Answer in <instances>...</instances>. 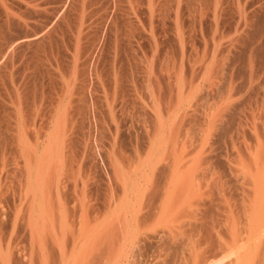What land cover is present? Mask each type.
<instances>
[{
    "label": "rangeland",
    "instance_id": "obj_1",
    "mask_svg": "<svg viewBox=\"0 0 264 264\" xmlns=\"http://www.w3.org/2000/svg\"><path fill=\"white\" fill-rule=\"evenodd\" d=\"M207 2L208 1L205 3ZM65 3H67V9L62 12L60 9ZM128 4L129 0H0V195L2 193L1 196H5L2 198L7 199L9 203L11 201L9 206L11 208L6 210V215L8 217H13L14 213L16 216L23 215L22 212L17 214L14 205H11L14 204L13 200L15 196L18 195L17 193H20L23 186H21L22 182H19V180H21V168L24 166V160L29 156L27 152L29 146L33 148L32 145L34 146V144L38 143L36 138L43 134L45 137L44 139H47L46 137H49L47 135H51L53 132L55 133L54 130L56 125L54 120L57 119L58 116H56V114L58 113L64 115L63 121H65H62L64 127H59V132L62 130L63 133L61 131V134H67L66 137L62 135L64 139H62L63 137L59 134V138L61 136L59 142L61 144L62 139L63 145L65 143L64 140L66 139V145L70 144L65 146L67 147V150L64 152L66 157L73 154L71 155V160H73L69 161V164L67 163L68 165L65 161H62L64 162L63 165L62 162H60L62 165H60L62 171L58 170L61 173H59L60 175L57 174L55 176L57 179L61 177V175L62 178L64 177L63 179L65 182L62 179L64 183L61 184L62 181L58 182V180L57 183H55H59V187L69 183L67 186H62L63 189L58 187L60 191L63 193L69 192L68 194L70 195H77V192L81 190L86 197V202H91L90 204L87 202V205L90 206H88L89 209L95 208L93 210L102 211V215H110L108 211L110 210L112 201L122 193H117L113 187H109L107 177L105 176L107 175L106 171L108 169L111 171L112 165L110 164L112 163L110 161H112L113 157H116L115 159L113 158L115 161L113 160L114 162H112H117V167H119L118 169H120V172H123L122 174L129 172V174L131 173V175H133L135 173L136 176L133 175V178H138V183L140 184L145 183L142 187L145 185L146 190H143L142 188L141 194L142 196L145 195L143 197L140 196L142 197L141 199L145 198L141 200L142 208L144 209L141 208L143 211L140 213L141 219L143 216L147 215L146 213L149 210H151V206H154L153 208L157 205L159 206L157 203H160L159 200L161 201L162 196L167 191V188H169V184H171L170 180L172 178V173L170 175L168 174L169 172L166 171L167 161H163L166 154L163 159L159 160L163 161L165 165L161 162L160 165L158 164L159 166L157 165L159 169L156 170V164L159 162L155 163V170L154 172L151 170V173L150 170L148 171L149 167H143L140 161V158L143 155L142 152H145L148 143L146 138L147 134L145 133L150 130L152 131L151 128L156 124V113H166L164 115V133L167 138L164 137V139L168 148L170 143L178 146L181 141L180 145L182 146V141L189 142L190 138V142L192 140L196 142L197 139H202L201 142L208 147V149H206L207 153H212L211 150H213L214 140L216 141L217 139L216 136L212 135L214 134V130L213 133L206 137L209 127L211 128V117H209L211 113L215 114L217 112L215 122L221 119L217 117L218 113L220 116L225 113H241L243 114V120L247 121L248 119L249 124L251 123V115L254 119L259 113H264V73H262L264 71L262 70L260 72L258 70L262 75L260 74L256 76L255 83L252 86H249V76L246 75V69L240 71V74H235V76L237 75L235 77L237 79L234 80V78H232L231 82L230 76H233V73L229 68V65L235 63V61L238 62L237 65H241L247 59V57L245 58L247 54L244 52H248L250 46H248V48L242 46L238 43V40H241L242 38H244L243 40L248 41L253 40V31L251 33V29L247 28L250 24L247 21V17L256 10L262 11L259 15H264V5L254 6L253 4H249V6H247L246 12L244 11V16H242L238 22L237 30L234 29L233 40L236 38V31H238L240 35L236 41L234 40L235 42L230 46L228 53L218 55L216 60L217 63L210 64V66L207 65L208 67L206 66L204 70H198V63L196 64L195 61H192L194 66L192 69L188 68L191 64L187 65V68H178L180 65V56H178L179 53H177L178 45L175 42L170 43L166 51L171 54L170 56L174 57L169 61L170 64L164 59V62L160 65V70L153 69V85L149 87L151 95L148 97L149 91H147L148 95L146 100V90L142 74L144 69V49H138L134 53H131L134 54V57L129 62L131 70H117L112 68L104 69L106 66H113V63H111L113 62V56L106 55V57H109V61L102 63V59L99 58V61L97 62L95 60L96 55L102 46L100 45L98 50L95 48L94 51H96V54L91 50L92 35H97V33L103 35L106 32L113 33L114 31H118L117 23L119 20L118 17L114 16V12L119 14L118 10L120 7L125 8L127 11ZM244 6L245 5H242L238 7V9L240 8V10H242ZM238 17L239 14L234 15V19ZM113 26L115 27L113 28ZM46 29L52 31V36L51 39L46 38L47 43H45V46L43 45V49L38 46L21 48L16 44L18 42L15 40L26 36H35L41 41L46 36L43 35ZM262 29H264V26ZM260 32L259 34H263V39L261 38L262 40L260 39L259 41L262 42L264 40V31L261 30ZM261 35L259 36L262 37ZM119 43L120 41L116 38L115 42H113L115 48H112L111 50V52L115 51V64L118 67L120 65L119 57L123 54V51H120V47L118 46ZM110 48V45H108L107 49ZM245 48L248 50L246 51ZM229 51H231V53H229ZM242 52L243 54H241ZM167 54L168 53L165 52L164 56ZM99 62L100 64L102 63V67L105 65V67L100 70L94 68L96 66L95 63ZM90 64H92L93 68H87ZM154 64H156L155 61ZM124 65H127L126 61ZM214 66L217 68H214ZM206 71L209 74L207 76L208 78L204 75ZM231 73L232 75H230ZM175 77L179 84H169V79ZM233 80L235 83L238 82L237 85L241 89L244 86V92L240 89V93L242 92L241 94L234 93L233 96L235 98L233 97V100L231 99L232 101L229 100V103L227 102L228 104H231L225 105V102L228 101L227 98L230 96L229 91ZM216 117L219 119L217 120ZM215 124L216 123L212 125L214 126ZM115 128L117 130L118 128H121V130L118 131H121L119 134L120 136H123L119 138L120 140L118 139V145L117 143L115 145V147L119 148L112 147L114 146V134L117 131ZM37 133H39V135H37ZM97 137H99V140ZM184 137H187L188 139H185ZM68 139L71 140L69 141ZM174 139L178 141H175ZM94 141H97V144ZM120 141L122 143H120ZM93 142L95 143L94 146ZM198 143L199 142H196L195 144ZM218 145L219 147L221 145L224 147L223 143L220 145V141ZM36 146L37 144L35 147ZM65 147L62 146V150L65 149ZM92 147L97 149L98 151H96L98 153L100 152L99 155L101 153L103 154H101L103 160L98 159L100 163L102 162L98 171L101 173V177L95 179H90V174L94 173V171L89 167L90 161L87 156ZM113 148L115 150H113ZM35 149L38 148L36 147ZM33 150L34 149L29 150V153ZM108 151L110 154L111 151L112 153L115 151V153H113V155H108ZM36 152L37 150L32 154L35 155ZM66 152L69 155H67ZM26 154H28L27 157ZM32 154L29 157L34 156ZM105 155H108L110 158H108V156L103 157ZM106 159L109 161L106 162ZM156 160L157 159H155V162ZM103 161L105 164H103ZM203 161L208 162L207 159H204ZM152 162L154 163V160ZM86 163L88 166H85ZM201 163L204 165L206 162ZM208 163L213 165L211 162ZM207 164L206 166H208ZM6 165L8 167H6ZM109 165L111 167H108ZM139 165L141 168L140 170L143 171L137 170L139 172H134L135 169L139 168ZM212 165H209L208 167L204 165V169H206L205 172L204 169H201L203 168L202 166L199 167L202 171L199 170V172L204 179L211 178L210 173H213L214 170ZM101 167H103V170ZM129 167L131 171L129 170ZM150 167H152V169L154 168L153 165H150ZM209 168L213 170H210ZM207 169H209V177L208 175H205ZM109 170L107 173L110 172ZM145 171L148 172L147 174L151 177L149 178L150 181L143 179L146 176ZM164 171L167 176L163 175L165 174ZM103 172L105 175H103ZM66 174L68 175V178L66 177ZM142 175L144 176L142 177ZM202 176H200V178ZM65 177L68 179V182ZM69 177L71 181H69ZM82 178L83 187L86 188L85 192L84 189H80V187L82 188ZM84 178H89L90 180L87 181L88 179ZM168 178L170 183L168 182ZM213 178L214 177L211 178V181H213ZM51 180L54 182L50 177L48 178L49 182H45V186L46 188L48 186L49 190L53 187V182ZM59 180L61 179L59 178ZM198 180H196L197 184ZM208 181L211 182L210 179H208ZM205 182L202 185L199 183L201 188L204 185V188L206 187L207 190L209 187H212L211 189L214 191L209 188L210 193L212 192L213 194V196H210L212 194L208 193L209 190L204 191L205 189L202 188L204 189L202 193H208H203L204 197L205 195L206 197L209 195L207 198L208 201L206 200V197H201V199L204 198V200H202L203 203L206 201L205 204L208 205L212 202L213 205V203H215L213 200L218 201L216 204L220 203L222 196L220 197L219 195V192H221V188L219 189L220 185L217 184L219 182H213L214 185L216 184L215 186L217 188L212 185V182L210 183L212 186L209 182ZM50 184H52V186ZM87 184L90 186H86ZM207 184L210 186L208 185L209 187H207ZM75 185L78 187H75ZM107 186L109 187L108 189ZM200 186H198V188L197 186L195 187L196 189H199ZM77 188H79V190ZM48 189H46V191ZM64 189L65 191H63ZM81 191H79L78 194ZM3 192L6 193L3 194ZM210 197H212V199ZM120 198H122V195ZM137 198H139V196ZM210 206L211 205H208L207 207ZM207 207L205 206L204 208ZM140 214L138 213V216ZM21 216H18L19 220L20 218L22 219L23 216ZM22 222L18 223L19 225L15 228H9L5 225V229H0V250H3V253L6 256L8 253H6V251L8 250L10 252L12 249L10 253L11 255L13 254V256H11L12 259L8 258L10 261H8L9 264H56L57 261L53 262L54 259H51L52 253L54 252L56 255L58 254V261L62 264L61 257L59 258V256L61 253L65 255L66 251V255L69 254L68 258L71 259L70 264H103V262L105 264L104 259L107 257V254L105 253L107 250L104 249L106 247L103 245L100 246L101 248L99 247L101 249L100 251L97 249L98 253L95 247L88 253V260L86 258L85 261L84 256L82 260L81 254L79 253L82 246H80V239L77 237V233H75L74 229H67L66 232L63 231L60 233L64 234L61 242L56 240V243H54L53 238H55V235L53 236L52 234L47 236L46 241L43 242V240L39 238L37 234L38 232L33 231L35 229L31 230V227L28 228ZM107 229L108 228L106 227L105 232ZM3 232L4 234H2ZM34 232H36L35 234L37 235H35ZM2 235H5L4 238ZM140 238L141 240H139ZM138 240L139 241L136 242L138 247L137 257L141 256L142 259L141 257L139 258L143 260L150 245L148 241L145 240V236H139ZM140 241L142 242L140 243ZM62 249H65L66 251L64 252ZM100 252L104 253L101 254ZM79 255L81 258H78ZM102 255L104 259H101V261L103 262L98 261ZM53 256H55V254Z\"/></svg>",
    "mask_w": 264,
    "mask_h": 264
},
{
    "label": "bare ground",
    "instance_id": "obj_2",
    "mask_svg": "<svg viewBox=\"0 0 264 264\" xmlns=\"http://www.w3.org/2000/svg\"><path fill=\"white\" fill-rule=\"evenodd\" d=\"M66 6L67 3H65L62 6L60 11L64 12L65 9H67ZM261 12L262 11L256 10L254 13H251V15L247 17V21L250 24L248 26L246 24L245 25L247 26L248 29H251L250 30L251 33L253 31L252 34L253 40L251 41L243 40L244 38L238 40V43L241 44L242 46H246L247 48L248 46H250L251 48L249 47L248 48L249 50L247 49L248 52H244L247 54V55L245 54L246 55L245 58L247 57V59L245 60L244 58L245 61L243 62V64L237 65L238 62L235 61V63L229 65V68L234 76V77L230 76L231 82H232V78H234V80L237 79L235 78L237 76V75L235 76V74L239 73L240 71H244L246 69L245 71L247 72L246 75L249 76L248 84L249 86L250 85L252 86L256 81L255 80L256 76L260 75L261 74L260 72L262 70L264 71V40L262 42L259 41L261 38L263 39V34L261 35L259 34V32L261 30L264 31V29H262L264 26V15L263 14L262 16L259 15V13ZM114 27L115 26H113V28ZM43 35L46 36L41 41L40 39H37L35 36H26L23 38H19L18 40H15L18 42L15 43L18 44V46L21 48L38 46L41 49H43L42 48L43 45L45 46V43H47L46 38L51 39L52 31H50V29H46ZM259 35H261L262 37H260ZM229 53H231V51H229ZM241 54H243V52ZM232 73L230 75H232ZM204 75L207 77L209 74L206 71ZM234 80L230 87V91H229L230 96L228 98L225 97L228 99V101L225 102V105L229 103V100L231 99L233 100L234 93L236 94L240 93L241 88L238 87L237 85L238 82L235 83ZM243 87L241 91L244 90ZM58 114H56V116H58L57 119L54 120L56 126H55V130L54 129L53 130L55 131V133L53 132L54 134L51 133V135L50 134L47 135L49 136L46 137L47 139H44L45 137L43 134L42 136H40L39 133H37V135H39V137L36 138L38 143L36 142L35 143L37 144L36 147L38 149H35L36 144H34V146L32 145L33 148H31L30 146L29 149L27 148L28 149L27 152L29 156L34 151L37 150V152L35 153V155L32 154L34 155L32 157H29L28 154H26V157L27 156L28 157L27 159L25 157L26 160H24L25 161L23 163L24 166L21 168L22 173H20L21 180H19V182L20 181L22 182L21 186L22 185L23 186L21 190H20L21 187L19 188L20 193H17L18 195L15 196L13 194L15 196L13 200L14 204H11L14 205L15 212H17V214L19 212L23 213L22 215L23 217L21 215H18L19 217L21 216L22 219L20 218L19 220V217L16 216L15 213L13 216L14 218L12 216L8 217L6 215L7 214L6 210H9L11 208L9 207L11 201L9 203L7 199L2 198L5 197V196H1L2 193L0 195V229L1 230L5 229V225L6 227L8 226L9 228L10 227L15 228L19 225L18 223L23 221L22 223H24V225H26L28 228L31 227L32 228L31 230L35 229L33 231L38 232L37 234L39 238L43 240V242L46 241L47 236H50V234H52L53 236L55 235L54 236L55 238H53V242L56 243V240L61 242V239L63 238L64 234H60V233H62L63 231L66 232L67 229L68 230L74 229L75 233H77V237L80 239V246H82L79 252L81 254L82 260H83V256H84V260L88 257V253L90 252V250L96 247L95 249L96 250L98 249L100 251L101 250L100 246L103 245L106 247L103 248L107 250V252H105L107 254V257L104 259L102 255L100 256V259L98 258L97 259L98 261L104 259L105 264H264V113H259L255 117L253 116L254 119L252 118L251 115L250 124L248 122L249 121L248 119L247 121L245 120L246 122L243 120L244 119L242 117L243 114L241 113H225L223 115L220 113L221 116L218 113L217 117L221 119L218 120L219 118L217 117L216 119L219 122L218 121L215 122V116L217 112L215 114L211 113L212 115L210 114L209 117H211L210 125L212 129L209 127L208 133H206L207 134L206 137H208V135L213 133L214 130V134L212 135L216 136L217 139L216 141L214 140L213 150H211L213 155L210 152L207 153L206 149H208V147H206L201 142L202 139L201 140L197 139L196 142L199 143L195 144L196 142H194V140L190 142L191 139L190 138L189 142L191 144L188 141H184V142L182 141V146L180 145L181 141L179 143L180 146L179 145L177 146L176 144L172 145L171 143L170 146V144L167 143L169 144V148H168V145H166V141L164 139V137H166L164 133L165 132L164 115L166 113H156L155 114L156 115L155 118H157L155 120L156 124L154 125L153 128H151L152 131L150 130L149 132L145 133L147 134L146 138L148 140V143L146 145L145 152L142 150L143 155L142 157L140 156L141 157L140 161L143 167L144 166L149 167L148 171L150 170L151 173V170H153L152 172H154L155 167L158 164L160 165L161 162L164 164L163 161L166 160L167 161L166 171L169 172L168 174L170 175L172 173V178L169 177L171 178L170 180L171 184H169L170 181L168 178V182H169L168 184L170 186L168 185L169 188H167V191L162 196L161 201L159 200L160 203H157L159 204V206L157 205L155 208H153L154 206L153 207L151 206L150 207L151 210H149L146 213L147 215L143 216L142 219L140 214L143 209L141 200L145 198L143 199L141 198L145 195L144 193L146 192L143 191L144 192L143 196L141 194H142V188L143 190H146L145 185L144 187H142V185L145 183L143 184L138 183L139 179L133 178V175L136 176V174L135 173L133 174V172H132L133 175H131V173L129 174V172L127 171L126 172L128 174L127 173L122 174L123 172L122 171L120 172V169H118L119 167H117L118 166L116 164L117 162L113 163L116 157H113L114 159L112 158V161L114 160L113 162L110 161L112 164L108 162L110 165H112L111 171L108 169L110 172L107 173L108 171L107 170L106 171L107 175H105V173L103 172L104 173L103 175L107 177L108 186L113 187L114 190L117 191V193L122 192L118 195V197H115L111 205L109 204L111 206L109 210L110 212L108 211L110 215L109 214L106 216L104 214L102 215L103 212L93 210L95 208L93 209L91 208L92 209L91 211V209L88 208L89 205H87V202H89V204L91 202L90 201L86 202V197L84 196L83 192L79 190V188L77 189L81 192L78 194L79 192L78 191L77 195H73V194L70 195L68 194L69 192L63 193L60 191V189H63L62 186L65 185L67 186V184L69 183L65 185H61L62 183L65 182V180L63 179L64 177L62 178L61 175V177H59L61 180H59V178L57 179V177L55 176L61 173L60 171H62L61 170L62 168L60 167L61 165L60 162L65 161L66 164L67 163L69 164V161L73 160V159L71 160L72 158L71 155L73 154L69 155L66 152V154L69 155L67 157L64 154L65 150H67L66 149L67 147L65 146H68L70 144L66 145V141H65L66 139H65L64 140L65 145L64 144L62 145L63 142L62 139H64V137H66L67 134L66 133L64 135L61 134L62 130H60L59 132L60 129L59 127L61 126L64 127V125H62V121L64 120L63 117L64 115H61V113ZM214 123L216 124L213 126L212 124ZM121 128H118V130H121ZM118 130L114 134V141H113L114 146H112L114 148H119V147H115V145L118 142V139L120 137H123L120 136L119 132L121 131ZM59 134L61 136L62 135L64 136V137L62 136L63 138L61 139V144L59 142L61 138V136L59 138L58 136ZM98 138L99 137H97V139ZM219 141H220V145L221 143L224 144V147L223 145H221L222 147L221 146L219 147L218 145ZM94 142H93V146L97 141L95 143ZM120 143L122 142L120 141ZM62 146L65 147V149L62 150ZM174 146H176L177 148ZM114 148L113 150H115ZM31 149L34 150L32 152L30 151L31 153L30 154L29 150ZM96 150L97 149L92 147L91 150L89 151V154L86 152L88 154L87 155L88 160L90 161V162L88 161L90 165L89 167H91L90 169L94 171V173L90 174L91 176L90 179L101 177V173L98 171L100 168L99 166L102 162L100 163L98 159H102L101 158L102 153L99 155L100 152L98 153L97 152L98 150L97 151ZM113 153H115V151ZM113 153L111 151V154L109 152L108 155L109 154L113 155ZM108 155H105L103 157H106ZM163 157L165 158L163 159ZM108 158L110 157L108 156ZM155 159H157L156 162ZM160 159H163V161H159ZM204 159L205 160L207 159L208 162L213 163L214 166L208 163L207 161H205L206 162L205 163L203 161ZM153 160L154 163L152 162ZM107 161L109 160L106 159V162ZM201 162L205 163L204 164L205 166L207 163L208 166L212 165L214 170L211 168L209 169L213 170V173L210 174H211V178L212 177L214 178L212 179L213 181H211V178L208 179H210L214 187H216L215 186L216 184L214 185L213 182L214 181L219 182L217 184L220 185L219 189L221 188L220 190L221 192H219L220 197L222 196L221 201L218 199L220 203L216 204L218 201L213 200L215 203H213V205L212 202L211 204H208L211 205L210 207H207L208 205L205 204L206 201L204 203L202 201L206 197V195L204 197L203 193L205 194L210 193L212 187L211 188L209 187L211 185L210 184L211 182H209L208 179H204V177L199 172V170L201 171V169L205 168V166ZM63 163L64 162H62V165ZM87 163L85 164V166H88ZM155 163L157 164L154 167ZM103 164H105L104 161ZM110 165L108 167H111ZM140 165L139 168L135 169L134 172H139L137 170L141 169ZM150 165L151 166L153 165L154 168L152 169ZM164 165L163 167L165 168ZM158 166L156 167V170L159 169ZM200 166H202L203 168L200 169L199 168ZM6 167L8 166L6 165ZM101 169L103 170V167H101ZM209 169H207L206 172L207 174L205 173V175H208V177H209V173H208ZM129 170L131 171L130 167ZM205 170L206 169H204V172ZM147 173L148 172H146V176L143 179L150 181L149 178L151 177ZM199 174L200 176H202L201 178ZM163 175L167 176L166 172ZM143 176L144 175H142V177ZM49 177L54 180V182L51 180L53 182V187H51L50 190L48 189L49 188L48 186L47 188L45 186V182L46 183L49 182L48 181ZM66 177L68 178V175ZM62 179L64 180V182ZM84 179H88L87 181L90 180L89 178H84ZM201 179H203L204 181ZM57 180L58 182L62 181L60 187L58 186L59 183L55 184L57 183ZM196 180H198V184L196 183L197 182ZM205 180L207 183L209 182L210 184V185L207 184V187L210 188V190L208 188L209 191L207 190L206 187L204 188V185L202 188H204L205 190L202 189L200 186L204 184ZM66 181L68 182V179H66ZM69 181H71L70 177H69ZM81 181H82L81 184L82 188L80 187V189H84L85 192L86 188L83 187L84 186L83 178ZM199 183L201 184L199 185ZM54 184L57 186H55ZM84 184H85V180H84ZM50 185L52 186V184ZM86 186H88V184ZM108 186L107 189L109 188ZM195 186H197V188L198 186H200V188L196 189ZM75 187L78 186L75 185ZM45 188L48 189L49 191L48 190L46 191ZM65 189L63 191H65ZM203 190L208 191V193L207 192L202 193ZM4 193L6 192H3V194ZM210 194H212V192ZM121 195L122 198H120ZM138 196L139 198H137ZM202 196L204 198L201 199ZM210 196H213V194ZM208 197L209 195L206 197L207 201H208L207 199ZM210 198L212 199V197ZM205 206L207 208H204ZM138 213L140 214L139 215L140 218L138 216ZM106 227L108 229L105 232ZM35 233L36 232H34V234ZM2 234H4V232ZM4 236L2 235L3 238ZM139 236L141 237L145 236V240H147L150 245L145 256L143 255L144 256L143 260H141L142 259L141 256L137 257L138 247L136 242L141 240V238L138 240ZM141 242L142 241H140V243ZM62 250L64 252L66 251L65 249ZM10 252L7 250L6 251L7 254L5 256L3 250H0V261H1L0 264H9L10 262L9 259L11 258V256H13V254L11 255ZM66 253L65 255L61 253V255L59 256V258L61 257L62 264H70L71 259L68 258L69 254L66 255ZM100 253L103 254L104 252L103 253L100 252ZM54 254L55 256H53ZM57 256L58 254L56 255V253L54 252L52 253L51 259L52 260L54 259L53 262L57 261V263H60L58 261ZM79 257L80 255L78 256V258ZM139 257H141V259Z\"/></svg>",
    "mask_w": 264,
    "mask_h": 264
},
{
    "label": "crops",
    "instance_id": "obj_3",
    "mask_svg": "<svg viewBox=\"0 0 264 264\" xmlns=\"http://www.w3.org/2000/svg\"><path fill=\"white\" fill-rule=\"evenodd\" d=\"M206 1L208 2L205 3ZM249 4L264 5V0H129L127 11L120 7L119 14L114 12L119 20L118 31L103 32L105 36L99 33L92 35L91 50L96 54L95 48L98 50L102 46L96 55L97 62L101 58L104 63L109 61L106 55L113 56V66L109 68L103 65L104 69L131 70L129 62L134 57L131 53L144 49L142 74L147 100V91L153 85V69H161L164 59L170 64L169 61L174 57L166 51L170 43L175 42L178 45V68H187L191 64L188 68L192 69V61H195L198 63V70H203L207 65L217 63L218 55L228 53L230 46L240 35L236 31L234 41V29L237 30L238 22ZM242 5H245L243 9H238ZM235 14H239V17L233 19ZM114 38L120 41L118 46L123 51L119 57V67L115 64V51L111 52L115 48ZM108 45L110 49H107ZM165 52L168 53L166 56ZM101 64L95 63L94 68L102 69ZM90 67L92 64L87 66ZM169 80V84H179L176 77ZM150 95L149 91L148 97Z\"/></svg>",
    "mask_w": 264,
    "mask_h": 264
}]
</instances>
